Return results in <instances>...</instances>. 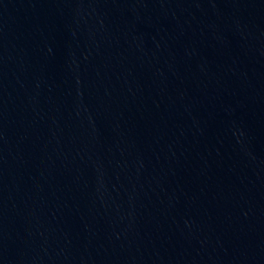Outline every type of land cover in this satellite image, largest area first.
Masks as SVG:
<instances>
[{"label": "water", "instance_id": "95a60500", "mask_svg": "<svg viewBox=\"0 0 264 264\" xmlns=\"http://www.w3.org/2000/svg\"><path fill=\"white\" fill-rule=\"evenodd\" d=\"M0 264H264V0H0Z\"/></svg>", "mask_w": 264, "mask_h": 264}]
</instances>
